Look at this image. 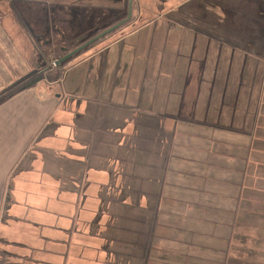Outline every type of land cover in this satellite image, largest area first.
<instances>
[{
	"label": "crops",
	"instance_id": "0c3cea01",
	"mask_svg": "<svg viewBox=\"0 0 264 264\" xmlns=\"http://www.w3.org/2000/svg\"><path fill=\"white\" fill-rule=\"evenodd\" d=\"M49 3L96 17L74 46L124 19L0 0V96L26 83L0 103V264H264V42L152 0L44 70L15 18Z\"/></svg>",
	"mask_w": 264,
	"mask_h": 264
},
{
	"label": "rangeland",
	"instance_id": "374dc122",
	"mask_svg": "<svg viewBox=\"0 0 264 264\" xmlns=\"http://www.w3.org/2000/svg\"><path fill=\"white\" fill-rule=\"evenodd\" d=\"M138 2L140 3L141 8H143L144 3H151L152 0H134L133 11L135 9V12H132L133 18L126 26L119 29V32L130 24H132L130 27L134 28L144 21L139 18V12L136 11L138 9ZM165 6L163 7L177 6L180 10L194 12V18L203 24L234 26L236 27V32H244L242 34L237 33L238 35L245 36L257 44L259 42H264V33L262 31L264 29V0H166ZM163 7L159 9L161 10ZM159 9L157 10L159 11ZM127 10L128 0H125V7L123 6L122 0H119L118 14L116 11H107L106 17L101 15V17H98L97 19H99V23L104 24L105 21H111L113 17L118 18L124 15L123 17L125 19L127 17ZM29 11L30 12L17 11V18L15 19L21 25L24 22L30 23V26L27 25L34 31V35H41L43 41L47 42L42 49L46 58H48L47 56L49 55V57H60L61 59L68 53L76 50L81 45L115 25L103 28L104 30L95 34L92 39L85 40L80 46H74L75 38L81 33L82 28H87V25L96 19V17L86 15V8L84 9L81 5L78 7H70V10L67 6L57 9L56 6L52 7V4L49 3L44 6H38L32 11ZM247 18H255V21L248 20ZM4 20L7 21V18H4ZM120 21L121 20H119V22ZM117 31L104 38V40L117 33ZM28 36V38L32 37L30 33ZM51 45L56 48L51 49ZM36 49L35 51H37V55L41 54V50H39L38 47ZM32 60L33 63H35L37 59L34 58ZM40 60L41 62L44 61L42 57ZM52 63V58L50 57L47 61L39 64V66L41 65L44 70L47 68H50L51 70L52 68H58V66H54ZM38 76L42 75L38 72L35 74V77Z\"/></svg>",
	"mask_w": 264,
	"mask_h": 264
},
{
	"label": "water",
	"instance_id": "95a60500",
	"mask_svg": "<svg viewBox=\"0 0 264 264\" xmlns=\"http://www.w3.org/2000/svg\"><path fill=\"white\" fill-rule=\"evenodd\" d=\"M133 3H134V0H128V13H127V17L125 19H123L119 23L115 24L114 26L110 27L106 31L102 32L101 34L97 35L92 40H89L85 44L81 45L76 50H74V51L68 53L67 55H65L63 58L58 60V62H56V66H60L61 64L66 63L67 61H69L70 59L75 57L76 55H79L80 53H82L84 50L90 48L91 46L95 45L96 43H98L99 41L103 40L107 36L111 35L113 32H115V31L121 29L122 27L126 26L132 20ZM42 79L43 78H39V79L35 80L34 82H31L27 86L31 87L36 82H39V80H42Z\"/></svg>",
	"mask_w": 264,
	"mask_h": 264
},
{
	"label": "trees",
	"instance_id": "16d2710c",
	"mask_svg": "<svg viewBox=\"0 0 264 264\" xmlns=\"http://www.w3.org/2000/svg\"><path fill=\"white\" fill-rule=\"evenodd\" d=\"M247 19L255 21V18H247ZM25 84L26 83H24V80L21 82L19 81L16 84L12 85V87H10L8 90H5L4 93L0 96V103L10 99L11 97L15 96L17 93L22 91L24 89Z\"/></svg>",
	"mask_w": 264,
	"mask_h": 264
},
{
	"label": "built area",
	"instance_id": "2783aa9c",
	"mask_svg": "<svg viewBox=\"0 0 264 264\" xmlns=\"http://www.w3.org/2000/svg\"><path fill=\"white\" fill-rule=\"evenodd\" d=\"M53 65L55 66V65H56V63H53Z\"/></svg>",
	"mask_w": 264,
	"mask_h": 264
}]
</instances>
